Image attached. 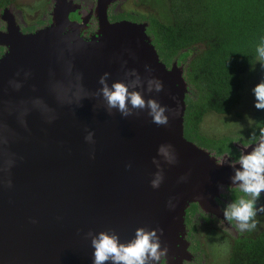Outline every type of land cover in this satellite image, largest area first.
<instances>
[{
  "label": "water",
  "instance_id": "obj_1",
  "mask_svg": "<svg viewBox=\"0 0 264 264\" xmlns=\"http://www.w3.org/2000/svg\"><path fill=\"white\" fill-rule=\"evenodd\" d=\"M115 1L97 0L99 31L89 39L84 24L70 18L81 8L73 0H56L52 22L33 32L22 30L13 7L2 12L0 264H92L90 231L114 230L128 241L141 226L163 229L167 252L158 264H180L187 209L198 203L210 210L224 187L234 186L232 169L185 136L184 64L161 60L148 21H110ZM131 69L163 82L161 92L145 95L167 105V125L153 123L147 110L108 112L92 95L105 72L111 82ZM77 83L88 95L68 103L63 97ZM87 130L94 144L84 139ZM161 144L174 146L175 164L157 155ZM154 157L164 170L159 188L150 183Z\"/></svg>",
  "mask_w": 264,
  "mask_h": 264
},
{
  "label": "trees",
  "instance_id": "obj_2",
  "mask_svg": "<svg viewBox=\"0 0 264 264\" xmlns=\"http://www.w3.org/2000/svg\"><path fill=\"white\" fill-rule=\"evenodd\" d=\"M18 0H0L3 8ZM152 1V0H151ZM168 21L148 13L123 14L136 21L148 20L161 60L168 66L185 62L190 93L186 96L185 136L217 153L230 150L227 142L239 135L213 137L202 130L211 113L230 116L241 112L245 74L256 66L255 46L264 35V0H168ZM121 16L116 19H120ZM255 128L264 127V110L255 107ZM252 115V114H251ZM229 264H264V233L247 241L245 249Z\"/></svg>",
  "mask_w": 264,
  "mask_h": 264
},
{
  "label": "clouds",
  "instance_id": "obj_3",
  "mask_svg": "<svg viewBox=\"0 0 264 264\" xmlns=\"http://www.w3.org/2000/svg\"><path fill=\"white\" fill-rule=\"evenodd\" d=\"M144 21L148 20L138 22ZM255 51L261 67H264V35L258 37ZM183 64L186 67L185 62ZM145 69H150V66L145 65ZM126 76L128 78L125 80L109 82L110 73L105 72L99 79L100 87L92 95L102 100L108 112L116 110L122 116L128 117L133 114L134 110H147L153 123L167 125L169 120L167 105L161 104L155 97L145 95L146 92H161L163 82L157 77H142L136 69L128 70ZM252 93L255 107L264 110V79L254 85ZM85 95L88 93L84 91L82 83H77L63 99L68 103L79 104ZM52 118L54 117L49 119ZM253 135L257 134L254 132ZM84 139L89 144H94V131L87 130ZM157 155L167 164L177 162V154L171 144H161L157 149ZM153 163L157 171L153 174L150 183L153 188H159L164 180V170L160 159L154 157ZM216 164L220 167L227 165L232 169L230 182L244 194L226 205L223 210L224 218L228 221H235L240 232L254 230L257 227L255 219L257 212H264V205L256 207L261 194L264 193V127L258 129V139L251 146L250 151L242 148L241 155L235 160L225 154L216 158ZM162 233L163 229L141 226L135 230L130 240L122 241L114 230H101L97 233L90 231L88 236L91 237L94 250L92 264H106L109 261L111 264H158L161 256L167 252L166 248L161 247Z\"/></svg>",
  "mask_w": 264,
  "mask_h": 264
},
{
  "label": "flooded vegetation",
  "instance_id": "obj_4",
  "mask_svg": "<svg viewBox=\"0 0 264 264\" xmlns=\"http://www.w3.org/2000/svg\"><path fill=\"white\" fill-rule=\"evenodd\" d=\"M125 1L116 0L109 5L108 17L110 21L122 19L132 20L123 15L127 11L119 10ZM73 2L76 5H80L81 8L77 12H72L70 18L78 21L80 24H84L80 28L84 37L89 39L92 36L98 35L99 20L96 15L97 0H73ZM55 3L56 0H47L48 6L46 11L40 19L32 24H26V22L20 21L17 13L14 12L22 30L24 32H33L38 28L49 25L52 22ZM10 6L13 7L14 4ZM2 12L0 13V29L6 31L7 22L1 18ZM121 16L124 17L116 19ZM6 50V46H0V57ZM254 112L255 109L250 113L239 116L241 122L240 128L230 133H224L227 136L230 134L232 136L239 135L233 141L227 142L230 146L229 151L226 150L223 153H217L216 150L207 146L203 147L210 149L218 157L228 154L232 159H238L241 155L242 148L253 145L258 139V129L255 128V119L253 117ZM254 132L257 135H253ZM247 150L250 151L251 148H247ZM242 195L244 194L238 190L237 186L228 185L216 197V204L212 209L204 210L198 203H192L190 205L186 214V250L184 254L179 255V257L184 256L180 264H229L231 258L237 255L236 253H238V256L242 253L247 241L256 239L259 234L264 233V212H257V216L255 217L257 227L252 231L240 232L236 227L235 221H228L224 218L223 210L226 205ZM261 205H264V193L261 194V199L257 202L256 207L259 208ZM161 264H169L168 259L163 258ZM170 264L178 263L170 261Z\"/></svg>",
  "mask_w": 264,
  "mask_h": 264
},
{
  "label": "rangeland",
  "instance_id": "obj_5",
  "mask_svg": "<svg viewBox=\"0 0 264 264\" xmlns=\"http://www.w3.org/2000/svg\"><path fill=\"white\" fill-rule=\"evenodd\" d=\"M94 1V0H92ZM47 0H18L14 4V12L17 13L18 19L26 24H32L40 19L47 9ZM120 11L133 12L134 14L148 13L156 14L164 21L170 19L168 0H126L119 8ZM264 79V67L258 61L256 66L245 74L246 88L243 92V100L241 105L236 108V112L242 114L250 113L255 109L254 95L252 88L260 80ZM232 116L218 115L211 113L205 117L202 124L204 133L210 136H222V133H230L241 126L239 118ZM243 123V122H242Z\"/></svg>",
  "mask_w": 264,
  "mask_h": 264
}]
</instances>
